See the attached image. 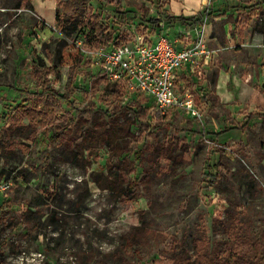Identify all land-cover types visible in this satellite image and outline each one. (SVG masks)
<instances>
[{
  "label": "rangeland",
  "instance_id": "1",
  "mask_svg": "<svg viewBox=\"0 0 264 264\" xmlns=\"http://www.w3.org/2000/svg\"><path fill=\"white\" fill-rule=\"evenodd\" d=\"M257 1L86 0V14L101 13L113 41L161 17L178 44L199 42L211 52L187 82L197 112L162 114L142 93L102 77L91 54L99 46L85 40L75 47L85 33L62 32L57 0H0L4 264H177L183 249L195 258L197 237L212 258L242 236L256 243L264 264V115L249 119L264 114V8L244 17L238 8L224 13ZM165 13L198 24H169ZM45 79L73 102L55 127L22 114L39 108ZM109 84L123 94H111ZM63 130L68 140L51 139ZM112 158L128 179L138 178V199L115 200L95 182ZM136 225L144 234L127 246Z\"/></svg>",
  "mask_w": 264,
  "mask_h": 264
},
{
  "label": "trees",
  "instance_id": "2",
  "mask_svg": "<svg viewBox=\"0 0 264 264\" xmlns=\"http://www.w3.org/2000/svg\"><path fill=\"white\" fill-rule=\"evenodd\" d=\"M62 8L61 13H57L56 21L59 24L62 32L66 35L74 33H86L87 41L93 42L96 46L108 44L113 40V35L109 33L108 26L102 21V15L99 12H92L86 14V0H57ZM238 8L242 12V17L248 14H255L257 8H264V0L255 2L249 6H230L225 9L227 13L231 9ZM250 9L249 11L247 10ZM166 14V13H165ZM225 15V14H224ZM199 19V18H198ZM165 20L169 24H180L185 26L186 29H191L194 24H198L197 20L186 17L184 15L166 14ZM153 26H158L163 18L153 17L149 19ZM54 67H50L48 71H52ZM101 79V78H100ZM115 86L119 84L114 83ZM43 90L40 92L39 108H25L23 107L22 114L27 117L32 124H41L46 127H55L57 123L65 117V103L68 106H73V102L68 96H60L55 89L47 86V80L42 82ZM122 88V86H119ZM106 89L111 90V94L121 96L122 90L118 91L111 89V84L106 86ZM198 100V95H195ZM263 113L250 114L249 119L255 116H263ZM17 125L12 122L11 125ZM247 125V124H246ZM245 125V126H246ZM242 126V129L245 127ZM229 128H225L221 133H226ZM50 132L49 128L47 132ZM110 129L101 130L100 134L106 141H113V133ZM53 140H68V133L66 130L61 131L59 134H52ZM114 144V143H113ZM114 149V145L112 146ZM116 150V148H115ZM142 150H138L136 156L140 159ZM112 166L108 174L100 173L95 174V182L102 189H109L113 194L115 200L118 201H132L139 198L136 192L139 180L128 179L122 170V163L115 161L112 158ZM73 162L79 163V156L77 153L73 154ZM220 175H217L213 180L216 183L220 180ZM145 228L136 225L126 236L125 245L133 246L138 242L139 238L143 236ZM194 246L197 248L195 258L189 253L187 249H183L182 253L176 256L177 264H263V260L256 243L247 236L233 238L225 243L223 249L217 252L215 257H209L206 253V240L204 237H197L194 239ZM0 264H4L3 256L0 254Z\"/></svg>",
  "mask_w": 264,
  "mask_h": 264
},
{
  "label": "built area",
  "instance_id": "3",
  "mask_svg": "<svg viewBox=\"0 0 264 264\" xmlns=\"http://www.w3.org/2000/svg\"><path fill=\"white\" fill-rule=\"evenodd\" d=\"M163 25L133 24V35L92 49V59L102 68V77L142 93L162 114L197 112L187 82L208 63L211 52L199 42L178 44ZM85 40L86 33L73 44L78 49Z\"/></svg>",
  "mask_w": 264,
  "mask_h": 264
}]
</instances>
